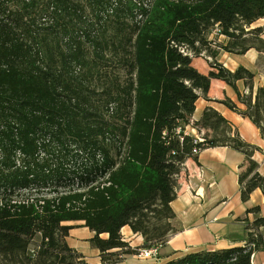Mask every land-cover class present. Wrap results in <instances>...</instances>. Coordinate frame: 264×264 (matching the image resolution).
Masks as SVG:
<instances>
[{
	"label": "trees",
	"instance_id": "16d2710c",
	"mask_svg": "<svg viewBox=\"0 0 264 264\" xmlns=\"http://www.w3.org/2000/svg\"><path fill=\"white\" fill-rule=\"evenodd\" d=\"M260 19L264 0H0V264H88L67 245L75 227L66 222L93 233L100 264L137 254L122 240L125 226L144 248L161 246L175 233L176 177L205 148L241 151V201L256 189L264 200L252 160L258 149L217 112L205 110L198 122L211 131L203 142L181 131L212 79L252 89L244 68L232 73L211 62L202 75L191 59H214L219 50L264 54V30L248 29ZM214 28L225 45L208 40ZM238 97L246 107L239 114L264 140V87L253 102ZM243 222V246L162 264H251L264 251V217Z\"/></svg>",
	"mask_w": 264,
	"mask_h": 264
},
{
	"label": "crops",
	"instance_id": "0c3cea01",
	"mask_svg": "<svg viewBox=\"0 0 264 264\" xmlns=\"http://www.w3.org/2000/svg\"><path fill=\"white\" fill-rule=\"evenodd\" d=\"M255 28L264 30V19L254 22L248 29ZM261 39L264 41V31ZM208 40L220 45L228 41L225 36H217L213 31L208 35ZM211 62L232 73L238 68L249 71L253 74L252 89L245 86L242 80L237 81L233 88L221 80L212 79L206 95L198 92L194 112L181 131L191 138L210 137L211 131L201 128L198 122L205 110H214L243 143L258 149L253 152L252 160L258 164L259 175L264 176V140L252 122L239 114L246 107L238 97H250L253 102L257 89L264 87V54L254 48L243 54L219 50L214 59L209 56L192 58L191 66L198 73L207 75L211 71ZM226 101L231 102L237 110L228 108ZM244 165L245 155L227 145L202 149L186 159L176 177L175 199L170 203L175 215L171 221L175 233L160 246L157 260L151 261L138 256L141 250L148 249L143 247V238L133 233L128 226L123 227L120 230L123 242L131 249H138V252L124 256L117 264H162L187 252L218 251L243 246L246 239L243 220L251 223L257 216L264 217V200L259 189L251 193L246 203L241 201L238 176ZM253 207L260 210L257 216L246 212ZM64 225L75 227L69 230L67 245L83 255L88 264H100L99 251L89 244L93 233L82 227L83 222H66ZM259 233L264 238V227L259 229ZM251 264H264V251L255 252Z\"/></svg>",
	"mask_w": 264,
	"mask_h": 264
},
{
	"label": "built area",
	"instance_id": "2783aa9c",
	"mask_svg": "<svg viewBox=\"0 0 264 264\" xmlns=\"http://www.w3.org/2000/svg\"><path fill=\"white\" fill-rule=\"evenodd\" d=\"M213 32L215 35H219V29L217 28H214L213 29ZM175 133L176 135H179L180 133V129L177 128L175 130ZM195 141H194V144H196L197 142H203V139H201L200 137H196L194 138ZM179 140L182 141V138L179 137ZM160 248L159 245H156V246H153V247H150L148 249H144V250H141L139 253H138V256L139 257H143L144 259H149V260H152V261H156L157 260V256H158V249Z\"/></svg>",
	"mask_w": 264,
	"mask_h": 264
},
{
	"label": "rangeland",
	"instance_id": "374dc122",
	"mask_svg": "<svg viewBox=\"0 0 264 264\" xmlns=\"http://www.w3.org/2000/svg\"><path fill=\"white\" fill-rule=\"evenodd\" d=\"M107 65L109 68L113 69L114 71L118 72L120 75H123V70L119 68V66L114 61L107 62ZM117 65V66H116ZM39 239H36V242L38 243ZM32 249L34 247H31ZM152 261V260H151Z\"/></svg>",
	"mask_w": 264,
	"mask_h": 264
}]
</instances>
